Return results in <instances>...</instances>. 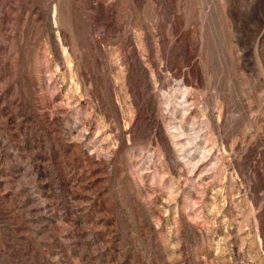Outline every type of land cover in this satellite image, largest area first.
<instances>
[{
  "label": "rangeland",
  "instance_id": "rangeland-1",
  "mask_svg": "<svg viewBox=\"0 0 264 264\" xmlns=\"http://www.w3.org/2000/svg\"><path fill=\"white\" fill-rule=\"evenodd\" d=\"M0 264H264V0H0Z\"/></svg>",
  "mask_w": 264,
  "mask_h": 264
}]
</instances>
